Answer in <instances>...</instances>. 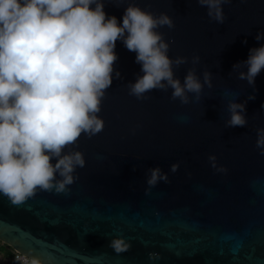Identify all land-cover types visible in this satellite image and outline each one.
<instances>
[{
    "label": "water",
    "instance_id": "water-1",
    "mask_svg": "<svg viewBox=\"0 0 264 264\" xmlns=\"http://www.w3.org/2000/svg\"><path fill=\"white\" fill-rule=\"evenodd\" d=\"M128 3L173 18L174 28L157 31L171 58L188 57L174 65L175 76L183 83L199 55L197 74L203 81L209 70L212 88L204 86L200 101L190 94L187 105L172 100V89L137 99L127 84L143 75L142 66L117 40L113 82L99 113L104 128L72 146L86 160L78 179L66 192L38 190L19 206L0 194V241L44 264H264V153L256 147L264 69L254 85L238 79L246 68L233 69L264 45L256 39L264 32V0H230L224 23L211 20L197 0H104L105 12L122 24ZM234 99L247 101L243 127H226ZM212 154L226 173L211 166ZM157 166L169 182L146 192L148 169ZM118 236L131 242L128 251L109 246ZM151 252L159 258L150 259Z\"/></svg>",
    "mask_w": 264,
    "mask_h": 264
},
{
    "label": "clouds",
    "instance_id": "clouds-1",
    "mask_svg": "<svg viewBox=\"0 0 264 264\" xmlns=\"http://www.w3.org/2000/svg\"><path fill=\"white\" fill-rule=\"evenodd\" d=\"M228 2L197 0L217 23H224L223 5ZM164 26L175 27L168 13L157 16L135 3H128L121 24L115 15H107L104 0H0V194L19 206L38 190L66 192L78 179L74 173L86 160L72 146L81 135L91 138L104 128L99 113L113 82L117 40L136 53L142 66L143 75L127 84L130 95L143 100L153 90L172 89V100L183 105L193 102L190 94L201 100L204 86H213V74L204 71L202 81L195 67L201 58L194 55L193 67L181 83L174 65L188 63V57H170V44L157 31ZM256 39H264V32ZM242 67L246 70L239 71L238 79L254 85L264 69V45L250 49L248 58L233 69ZM115 76L120 78L121 73L115 71ZM246 104L229 102L226 127L247 124ZM256 147L264 153V128L257 129ZM208 159L217 172L228 171L218 166L215 154ZM179 167L173 163L171 171ZM148 172L146 192L161 181L169 182L168 173L159 166ZM109 246L122 253L131 242L118 236ZM159 256L149 253L153 260ZM14 264L44 261L18 252Z\"/></svg>",
    "mask_w": 264,
    "mask_h": 264
},
{
    "label": "trees",
    "instance_id": "trees-1",
    "mask_svg": "<svg viewBox=\"0 0 264 264\" xmlns=\"http://www.w3.org/2000/svg\"><path fill=\"white\" fill-rule=\"evenodd\" d=\"M0 251L7 257L12 258L13 254H12V249L5 243H3L2 241H0Z\"/></svg>",
    "mask_w": 264,
    "mask_h": 264
},
{
    "label": "crops",
    "instance_id": "crops-1",
    "mask_svg": "<svg viewBox=\"0 0 264 264\" xmlns=\"http://www.w3.org/2000/svg\"><path fill=\"white\" fill-rule=\"evenodd\" d=\"M0 264H14V261L12 260V258L5 256L0 251Z\"/></svg>",
    "mask_w": 264,
    "mask_h": 264
},
{
    "label": "built area",
    "instance_id": "built-area-1",
    "mask_svg": "<svg viewBox=\"0 0 264 264\" xmlns=\"http://www.w3.org/2000/svg\"><path fill=\"white\" fill-rule=\"evenodd\" d=\"M9 246V245H8ZM10 247V246H9ZM11 249H12V254H13V256H12V260L14 261V257H15V255L18 253L16 250H14L12 247H10Z\"/></svg>",
    "mask_w": 264,
    "mask_h": 264
}]
</instances>
